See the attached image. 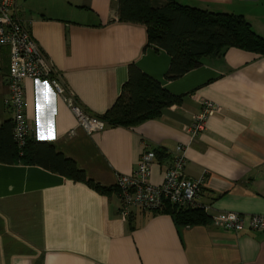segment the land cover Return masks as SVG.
<instances>
[{"label": "crops", "instance_id": "crops-1", "mask_svg": "<svg viewBox=\"0 0 264 264\" xmlns=\"http://www.w3.org/2000/svg\"><path fill=\"white\" fill-rule=\"evenodd\" d=\"M175 1L243 15L264 36V9H251L259 0ZM14 14L90 114L102 116L112 106L131 64L181 96L158 118L87 133L48 81L28 77L29 139L51 144L88 179L110 188L146 149L155 154L149 181L161 183L182 144L188 176L203 177L197 202L208 207L211 222L179 225L168 213L137 209L123 218L115 191L101 194L41 164L0 162V264H264V231L236 233L213 221L225 212L264 215V56L230 47L168 80L171 57L148 44L144 24L118 20L117 0H16ZM8 71L2 45L0 126L13 120L5 105ZM203 100L219 109L192 139L186 128Z\"/></svg>", "mask_w": 264, "mask_h": 264}, {"label": "trees", "instance_id": "trees-1", "mask_svg": "<svg viewBox=\"0 0 264 264\" xmlns=\"http://www.w3.org/2000/svg\"><path fill=\"white\" fill-rule=\"evenodd\" d=\"M117 18L146 26L148 44L165 50L171 57L165 74L168 80L181 77L202 65L204 58L220 56L230 47L264 56V36L258 34L240 14L211 12L175 0H117ZM180 100L181 96L173 95L131 64L115 102L99 117L106 126L132 127L158 118L166 107ZM0 162L41 164L74 181L85 182L101 194L117 192L115 186L104 187L88 179L74 161L56 154L51 144L33 143L29 134L25 145L19 148L13 136V120L0 126ZM155 212L172 215L179 225L211 222L200 207L177 209L166 204Z\"/></svg>", "mask_w": 264, "mask_h": 264}, {"label": "built area", "instance_id": "built-area-1", "mask_svg": "<svg viewBox=\"0 0 264 264\" xmlns=\"http://www.w3.org/2000/svg\"><path fill=\"white\" fill-rule=\"evenodd\" d=\"M16 0H0V46L9 49V71L6 81L9 87L5 105L13 113V136L19 148L25 145L29 126L24 116L25 93L23 80L48 81L55 92L62 97L76 118L77 125L87 133L103 130L105 122L87 112L78 102L74 93L59 81L57 69L40 49L28 27L14 14ZM218 105L203 100L200 112L194 116L186 132L192 139L205 128L207 118L218 111ZM185 146L178 144L173 152L172 164L163 174L161 183L149 181L155 154L144 150L136 167L129 174L117 176L115 187L120 200V214L126 218L131 209L155 212L170 204L177 209L208 207L197 202L202 190L203 177L192 178L186 172ZM213 221L225 230L240 232L245 228L264 231V215L254 214L248 219L236 212H225L213 216Z\"/></svg>", "mask_w": 264, "mask_h": 264}, {"label": "rangeland", "instance_id": "rangeland-1", "mask_svg": "<svg viewBox=\"0 0 264 264\" xmlns=\"http://www.w3.org/2000/svg\"><path fill=\"white\" fill-rule=\"evenodd\" d=\"M251 9H264V0H259L251 6Z\"/></svg>", "mask_w": 264, "mask_h": 264}]
</instances>
